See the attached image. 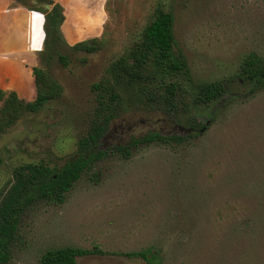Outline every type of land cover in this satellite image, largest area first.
<instances>
[{
  "label": "rangeland",
  "instance_id": "rangeland-1",
  "mask_svg": "<svg viewBox=\"0 0 264 264\" xmlns=\"http://www.w3.org/2000/svg\"><path fill=\"white\" fill-rule=\"evenodd\" d=\"M52 1L64 14L54 26L21 1L0 0L1 26L20 21L12 44L1 42L0 56L19 63H6L0 89L19 86L23 72L31 81L32 66L45 69L60 87L41 109L0 132V199L17 166L59 167L73 155L95 103L92 84L157 6L173 16L193 81L221 80L225 88L216 101L174 114L130 101L111 121L101 147L126 144L147 131L192 136L179 145L139 144L126 157L110 152L82 173L61 203L32 204L1 264H39L44 251L64 246L94 250L75 264H264V88L250 93L232 79L245 55L264 60V0ZM7 31L13 33L0 30V41ZM90 37L102 41L99 50L70 48ZM17 95L31 99L33 83ZM144 251L147 259L127 255Z\"/></svg>",
  "mask_w": 264,
  "mask_h": 264
},
{
  "label": "trees",
  "instance_id": "trees-1",
  "mask_svg": "<svg viewBox=\"0 0 264 264\" xmlns=\"http://www.w3.org/2000/svg\"><path fill=\"white\" fill-rule=\"evenodd\" d=\"M20 4L31 11L44 13L48 25H59L64 19L63 8L52 0H33L38 6ZM41 4H48L49 8ZM102 47L96 37L79 40L72 50L94 52ZM62 62L64 58L58 56ZM34 96L27 100L15 91L0 89V132L11 126L24 114L35 113L50 99L58 96L59 85L39 66L31 67ZM233 80L248 85L249 92L264 88V60L253 53L245 55ZM224 81L194 82L182 51L173 34V16L157 6L152 19L143 27L123 53L111 60L103 76L92 84L94 106L84 135L75 143L73 155L59 167L41 163H26L14 168L12 182L0 199V264L9 259L10 245L21 215L38 201L59 204L82 173L110 152L126 157L129 150L139 144L164 143L179 145L192 136L147 131L132 136L126 144L108 148L100 142L115 118L122 115L130 101L160 113H179V108L216 101L223 93ZM195 123V122H194ZM193 120L189 125L193 127ZM196 126V125H195ZM202 128L201 125H198ZM1 164V158H0ZM94 250L64 246L44 251L39 264H75L76 257L92 254ZM147 259V253L133 252Z\"/></svg>",
  "mask_w": 264,
  "mask_h": 264
},
{
  "label": "crops",
  "instance_id": "crops-1",
  "mask_svg": "<svg viewBox=\"0 0 264 264\" xmlns=\"http://www.w3.org/2000/svg\"><path fill=\"white\" fill-rule=\"evenodd\" d=\"M55 1H59L60 2V0H55ZM72 12V10H67V12ZM1 13V12H0ZM16 20V19H15ZM14 20V22L11 24V25H9V23L8 22H5L3 25V27L1 26V24H0V30L1 31H5V30H8V28H11L12 30H13V33L12 34H9L8 33V31L7 32H5V34H4V36L2 37V41H0V46H2L3 44H4V42L6 43L5 45H10V44H12L10 41L11 40H13V38L16 36L15 34V29L16 30H18L19 29V23H20V21H15ZM1 22V21H0ZM19 22V23H18ZM37 26H38V22H37ZM21 27V26H20ZM22 28V27H21ZM37 28V27H36ZM23 30L25 29V27H23L22 28ZM30 31H31V29H30ZM18 32H19V30H18ZM21 32H23L21 29H20V33L19 34H21ZM1 35V34H0ZM12 36H14L13 38H12ZM28 37H30L31 38V33L29 34V36ZM27 37V38H28ZM30 39L28 38V41H29ZM1 42H2V45H1ZM10 43V44H9ZM30 43V42H29ZM31 44V43H30ZM4 50V49H3ZM8 54H10V53H8ZM26 57H29V55H25ZM11 57H10V55H2V56H0V78H1V75H3V73H2V70H4V69H6V63H8V61L10 62L11 61V59H10ZM18 60H19V58L18 57H16V58H13L12 59V61H13V63L12 62H10V63H12V64H15V63H19L18 62ZM22 68H20V67H17V70L19 71V73H22L23 71L21 70ZM24 74V72L22 73V76L24 77V80H23V83H21L22 82V80H19L20 81V83H19V86H14V87H12V90L13 91H15L16 92V94H20L21 95V93L22 92H25L26 90H27V87L28 86H30L31 85V83H32V80L30 81V80H27L26 79V77H25V75H23ZM1 81V80H0ZM17 87V88H16Z\"/></svg>",
  "mask_w": 264,
  "mask_h": 264
},
{
  "label": "water",
  "instance_id": "water-1",
  "mask_svg": "<svg viewBox=\"0 0 264 264\" xmlns=\"http://www.w3.org/2000/svg\"><path fill=\"white\" fill-rule=\"evenodd\" d=\"M45 8H48L49 7V5L48 4H44L43 5ZM203 129V127L200 129V130H202Z\"/></svg>",
  "mask_w": 264,
  "mask_h": 264
}]
</instances>
